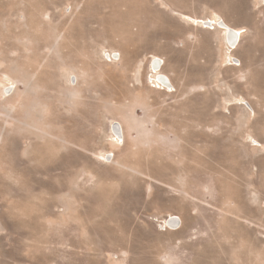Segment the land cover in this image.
<instances>
[{"label": "rangeland", "instance_id": "1", "mask_svg": "<svg viewBox=\"0 0 264 264\" xmlns=\"http://www.w3.org/2000/svg\"><path fill=\"white\" fill-rule=\"evenodd\" d=\"M0 264H264V0H0Z\"/></svg>", "mask_w": 264, "mask_h": 264}, {"label": "bare ground", "instance_id": "2", "mask_svg": "<svg viewBox=\"0 0 264 264\" xmlns=\"http://www.w3.org/2000/svg\"><path fill=\"white\" fill-rule=\"evenodd\" d=\"M184 18L190 19L193 22V25H196V24H197V26L201 25L204 29H210V30L220 29V30H222L223 31L222 33H223L224 36L222 35V33H221V35H222V37H224L223 38L224 39L223 40L224 45L226 46L227 45L226 43L228 42V46L226 47L227 49H226V52H225L226 53V57L228 55L230 56L233 53V51L237 48L235 46L238 45L237 44L238 41L241 40L242 35L245 33L244 32L245 30H243V29H241V28H239L237 26H232L228 22L224 21L223 19L218 20L216 18H210L209 16L206 17L207 19L206 18H204V19H195V18H192V17L187 16V15H184ZM232 37H235V42H232L233 41V40H231ZM225 38H226V40H225ZM158 59H156L157 62H158ZM229 59H230V57H229ZM231 61L238 62L237 59H235V58H232ZM162 62L163 63L161 64V66H158L156 68L154 67L155 69L159 68V71L161 72L160 75L158 74L159 76L156 75L154 77V79H155L154 83L156 84L155 88L156 89H160V90H164V91H166L168 93H173V92L176 91L175 86H174L173 82L171 81V78H169V76H166L164 73H162L163 72L164 61H162ZM236 62H235V65L238 66V64ZM155 64H157V63H155ZM232 64H234V63H232ZM239 65L241 66L240 63H239ZM160 67L162 69H160ZM155 72H157V71H155ZM161 78H165L167 80L169 78V80H170L169 82L170 83H168L165 80H162ZM237 102H235V103H237L238 105H244V106L247 105L248 106L247 108H249L248 110L250 111V113H252L253 115L255 114V110L253 109V107L250 106V103H248L245 99H243V98L240 99V100L237 99ZM118 131H119V129L115 130V133L120 135V133ZM118 137L121 138V135L118 136ZM250 140L253 141L254 143H256L255 140H253V138H250ZM255 145L260 146V147L262 146L259 142L257 144H255ZM109 156H111V155H109Z\"/></svg>", "mask_w": 264, "mask_h": 264}, {"label": "built area", "instance_id": "3", "mask_svg": "<svg viewBox=\"0 0 264 264\" xmlns=\"http://www.w3.org/2000/svg\"><path fill=\"white\" fill-rule=\"evenodd\" d=\"M153 85V84H152ZM165 228V227H164Z\"/></svg>", "mask_w": 264, "mask_h": 264}, {"label": "water", "instance_id": "4", "mask_svg": "<svg viewBox=\"0 0 264 264\" xmlns=\"http://www.w3.org/2000/svg\"><path fill=\"white\" fill-rule=\"evenodd\" d=\"M176 227H178V226H176Z\"/></svg>", "mask_w": 264, "mask_h": 264}]
</instances>
